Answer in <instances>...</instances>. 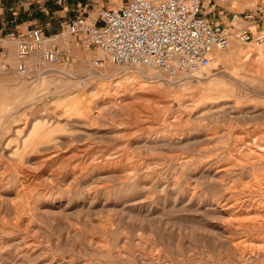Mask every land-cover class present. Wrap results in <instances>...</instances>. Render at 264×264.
Returning <instances> with one entry per match:
<instances>
[{"label": "rangeland", "instance_id": "obj_1", "mask_svg": "<svg viewBox=\"0 0 264 264\" xmlns=\"http://www.w3.org/2000/svg\"><path fill=\"white\" fill-rule=\"evenodd\" d=\"M2 45L0 264H264V41L231 38L199 80L100 63L70 34L23 77Z\"/></svg>", "mask_w": 264, "mask_h": 264}, {"label": "built area", "instance_id": "obj_2", "mask_svg": "<svg viewBox=\"0 0 264 264\" xmlns=\"http://www.w3.org/2000/svg\"><path fill=\"white\" fill-rule=\"evenodd\" d=\"M247 25L236 29L212 24L204 13L203 0H121L119 7L98 16L81 15L65 23L73 36L86 35L102 57L123 67H151L171 79L179 76L207 77L213 52L227 50L231 38L241 43L264 41V32L255 35L251 27L264 22L261 6L245 14H233L232 22ZM41 29L23 32L0 27V43L16 45V71L23 77L39 73L44 64L58 60V51L44 48ZM41 52V61L32 69L29 62ZM3 56H6L3 49Z\"/></svg>", "mask_w": 264, "mask_h": 264}, {"label": "crops", "instance_id": "obj_3", "mask_svg": "<svg viewBox=\"0 0 264 264\" xmlns=\"http://www.w3.org/2000/svg\"><path fill=\"white\" fill-rule=\"evenodd\" d=\"M203 3L204 13L209 22L222 24L226 28L232 26L224 25V23L227 25L232 14L242 15L258 7L257 5L252 10L247 9L237 13L229 7L228 0H203ZM6 4L8 7L2 8L0 12V27L17 32L41 29L45 38L51 39L69 34L65 25L66 22L81 15L96 17L101 11L119 7L121 0H11ZM209 7L220 13L222 22H214L213 19L207 17L209 13L206 10ZM259 26L260 24H257L253 27L258 31ZM259 32L264 31L257 33ZM0 46H3L2 43Z\"/></svg>", "mask_w": 264, "mask_h": 264}, {"label": "bare ground", "instance_id": "obj_4", "mask_svg": "<svg viewBox=\"0 0 264 264\" xmlns=\"http://www.w3.org/2000/svg\"><path fill=\"white\" fill-rule=\"evenodd\" d=\"M216 54H217V51H214L213 52V55H214V58H213V60L212 61H214V62H217V58H216ZM248 56H253V54L252 53H248ZM38 55H36V56H34L33 57V59L31 60V61H33V62H35L34 61V59L36 58L37 60H38ZM247 58V57H246ZM248 58H250V57H248ZM36 60V61H37ZM39 61V60H38ZM32 63V62H31ZM190 79V78H189ZM192 79H195V80H197L198 79V77L197 76H192ZM184 80V79H183ZM187 80V79H186ZM199 80V79H198ZM201 80V79H200ZM177 83V82H176ZM176 83L175 84H173L174 86L176 85ZM172 84V83H171ZM136 97L134 96V95H132L128 100L126 99V100H124L123 101V103L125 104V105H127V104H129L130 102H131V104H132V101L135 99ZM122 103V104H123ZM105 110V109H104ZM250 147V146H249ZM246 148V147H245ZM241 149V148H240ZM246 149H248V148H246ZM246 152H247V150H246ZM250 154V153H249ZM246 155H248L247 153H246ZM248 157V156H247ZM261 182V181H260ZM260 188V187H259ZM261 190V189H260ZM250 197V196H249ZM248 203V202H247ZM251 203H252V201H251ZM242 204V203H241ZM250 204V203H249ZM249 204H248V207H249ZM263 204V203H262ZM244 205V204H243ZM254 205V204H253ZM238 206V205H237ZM236 206V207H237ZM252 206V205H251ZM243 207V206H242ZM246 207H247V205H246ZM253 207V206H252ZM255 207V206H254ZM258 207V206H257ZM256 208V207H255ZM254 208V209H255ZM259 209H260V207H259ZM260 213V212H259ZM247 215V214H246ZM253 215V214H252ZM250 217V216H249ZM254 217V216H253ZM255 217H258V216H255ZM260 217V216H259ZM262 217H264L263 215H262ZM230 219V218H229ZM234 219V218H233ZM262 219V218H261ZM238 220H239V218H238ZM255 220V219H254ZM263 222H264V220H263ZM254 226V229H256V228H258V229H262V227H263V225H262V223H260L259 222V224H255V225H253ZM257 226V227H256ZM253 228V227H252ZM261 232V231H260ZM258 247V246H257ZM257 254V253H256Z\"/></svg>", "mask_w": 264, "mask_h": 264}]
</instances>
